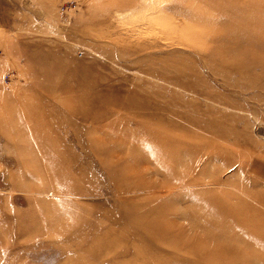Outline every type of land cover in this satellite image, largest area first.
I'll return each instance as SVG.
<instances>
[{"label": "rangeland", "instance_id": "obj_1", "mask_svg": "<svg viewBox=\"0 0 264 264\" xmlns=\"http://www.w3.org/2000/svg\"><path fill=\"white\" fill-rule=\"evenodd\" d=\"M65 1L0 0V264H264V0Z\"/></svg>", "mask_w": 264, "mask_h": 264}, {"label": "built area", "instance_id": "obj_2", "mask_svg": "<svg viewBox=\"0 0 264 264\" xmlns=\"http://www.w3.org/2000/svg\"><path fill=\"white\" fill-rule=\"evenodd\" d=\"M73 2V0H67V1H65L64 2V4L63 5H61L60 7H59V9H60V12H65V10L66 9H68L69 10V8H67V6L66 5H68L69 4V2ZM5 76V80H7V78L9 77V76H7V75H4Z\"/></svg>", "mask_w": 264, "mask_h": 264}]
</instances>
